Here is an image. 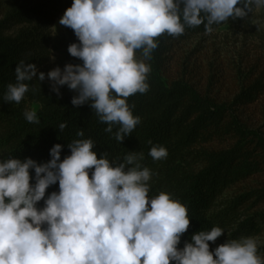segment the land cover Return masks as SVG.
<instances>
[{"label":"clouds","instance_id":"clouds-1","mask_svg":"<svg viewBox=\"0 0 264 264\" xmlns=\"http://www.w3.org/2000/svg\"><path fill=\"white\" fill-rule=\"evenodd\" d=\"M253 7L264 8V0H72L58 23L73 31L78 42L67 52L82 63L48 71L50 90L58 96V86L75 91L73 107L90 102L108 125L105 132L118 125L114 135L121 143L140 122L127 98L148 89L145 61L157 48L156 38L201 24L211 31ZM14 73L5 102L19 103L28 91L25 82L34 77L45 80L44 72L24 60ZM23 115L39 123L35 111ZM65 127L58 126L60 132ZM67 148L70 154L61 159L63 146L54 144L42 163L0 159V264H264L252 237L226 240L210 251L208 242L224 233L215 226L178 248L190 224L187 208L167 192L148 196L151 172L139 162L143 154L129 151L119 162L105 154L98 158L91 139H74ZM167 154L159 145L148 152L153 160Z\"/></svg>","mask_w":264,"mask_h":264},{"label":"trees","instance_id":"trees-1","mask_svg":"<svg viewBox=\"0 0 264 264\" xmlns=\"http://www.w3.org/2000/svg\"><path fill=\"white\" fill-rule=\"evenodd\" d=\"M71 2L14 0L4 13L0 22V159L27 157L46 162L50 148L57 143L63 146V159L70 154L67 144L74 139H91L98 158L105 154L110 161H122L129 151H135L143 154L139 162L151 172L148 196L167 192L187 208L190 224L178 248L190 242L192 234L214 226L224 233L215 242H208L210 251L226 240L264 235V133L248 127L236 114L253 104L256 96L240 93L231 104H220L183 81H168L163 70L164 55L173 44L224 25L239 30L255 7L244 18L212 25L211 31L201 24L185 27L176 37L165 33L156 38L157 48L148 64V89L127 98L140 122L120 143L114 135L118 125L112 126L111 133L105 132L108 125L99 120L90 102L72 106L76 92L67 86L61 87L58 96L34 77L25 82L28 91L19 103L3 100L7 85L16 82L14 71L21 60L37 69L41 66L46 52L42 32ZM11 25L26 29L14 39L3 36ZM27 104L37 106L39 123L25 120ZM60 123L66 124L62 132ZM81 131L83 136H77ZM153 145L163 146L167 157L153 160L148 155ZM30 175H34L32 170ZM57 190L58 184L50 186L46 196ZM38 204L43 205V201ZM257 250L258 255L263 251Z\"/></svg>","mask_w":264,"mask_h":264},{"label":"rangeland","instance_id":"rangeland-1","mask_svg":"<svg viewBox=\"0 0 264 264\" xmlns=\"http://www.w3.org/2000/svg\"><path fill=\"white\" fill-rule=\"evenodd\" d=\"M13 2L0 0V22L5 19L4 13L12 8ZM64 10H60L42 32L46 52L38 72L45 73L42 82L48 88V71L55 67L62 70L67 63H82L67 52L68 46L78 41L70 28L58 23ZM25 29L24 25H11L3 32V36L14 39ZM135 55L143 59L139 50ZM164 58L163 70L168 81H183L220 104H231L240 93L256 96L253 104L236 114L248 127L264 133V8H254L239 30L224 25L211 33L197 34L173 44ZM145 63L149 64V60ZM63 86L58 87L61 89ZM26 107L27 110H37L34 104H27ZM254 239L257 248L264 251V235ZM263 251L259 254L261 258H264Z\"/></svg>","mask_w":264,"mask_h":264}]
</instances>
